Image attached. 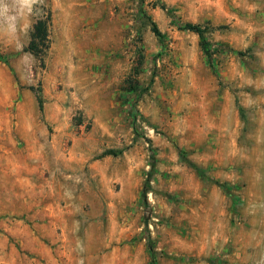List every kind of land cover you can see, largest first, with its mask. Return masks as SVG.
<instances>
[{
    "label": "rangeland",
    "instance_id": "rangeland-1",
    "mask_svg": "<svg viewBox=\"0 0 264 264\" xmlns=\"http://www.w3.org/2000/svg\"><path fill=\"white\" fill-rule=\"evenodd\" d=\"M46 3L41 59L0 37V264H264V0Z\"/></svg>",
    "mask_w": 264,
    "mask_h": 264
},
{
    "label": "clouds",
    "instance_id": "clouds-1",
    "mask_svg": "<svg viewBox=\"0 0 264 264\" xmlns=\"http://www.w3.org/2000/svg\"><path fill=\"white\" fill-rule=\"evenodd\" d=\"M46 7V0H0V37L9 39L22 51L29 42L34 21L44 17ZM22 59L28 65L37 63L31 53H25Z\"/></svg>",
    "mask_w": 264,
    "mask_h": 264
},
{
    "label": "trees",
    "instance_id": "trees-1",
    "mask_svg": "<svg viewBox=\"0 0 264 264\" xmlns=\"http://www.w3.org/2000/svg\"><path fill=\"white\" fill-rule=\"evenodd\" d=\"M162 7V6H161ZM45 15L43 18L35 20V22L32 25V29L29 33V42L27 43L24 50L30 51L33 55L38 56V58H42V55L44 53V50L49 46V36H48V27L50 25L51 21V13L49 8L44 9ZM182 29L191 31L195 33L201 45H203V50L205 54H208V48L205 46L207 44L205 38H204V32L206 30V27L203 25H200L198 23H193L189 21H185L179 26ZM150 30L154 35H156L159 39L162 38V33L157 28L156 24L150 20ZM35 100L37 103V107L39 112L42 110V99L39 94V92L34 94ZM103 155L106 154H115V151L113 149H106L102 152ZM151 264H154V258H151Z\"/></svg>",
    "mask_w": 264,
    "mask_h": 264
}]
</instances>
